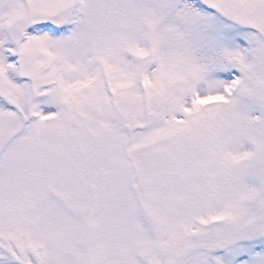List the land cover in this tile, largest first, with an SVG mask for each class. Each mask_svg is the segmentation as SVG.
Here are the masks:
<instances>
[{"label":"snow or ice","instance_id":"obj_1","mask_svg":"<svg viewBox=\"0 0 264 264\" xmlns=\"http://www.w3.org/2000/svg\"><path fill=\"white\" fill-rule=\"evenodd\" d=\"M0 264H264V0H0Z\"/></svg>","mask_w":264,"mask_h":264}]
</instances>
